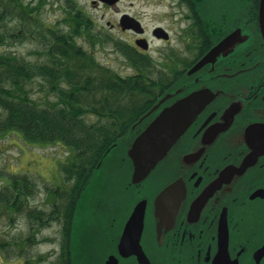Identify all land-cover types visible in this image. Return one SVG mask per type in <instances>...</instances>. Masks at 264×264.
Masks as SVG:
<instances>
[{
  "label": "flooded vegetation",
  "instance_id": "af4514ba",
  "mask_svg": "<svg viewBox=\"0 0 264 264\" xmlns=\"http://www.w3.org/2000/svg\"><path fill=\"white\" fill-rule=\"evenodd\" d=\"M158 3L168 10L165 16H177L172 21L176 31L160 24L148 27L132 12H121L115 22H106L123 35L119 41L130 54L128 60L121 53L124 64L131 67L132 61L138 65V59H145L149 76L164 86L149 108L167 97L134 132L163 107L191 92L210 90L212 98L143 181L133 184L131 170L119 181L118 190L136 194L128 210L104 212L99 202L95 204L94 213L102 220L87 222V227L100 229L93 239L100 243V264H106L109 256L117 264L143 260L136 253L128 254L125 247L122 254L118 247L141 200L145 209L138 241L149 264H264V0H217L213 7L209 0ZM123 14L140 22L138 30L122 28ZM157 27L162 29L160 36L154 33ZM228 36V45L189 72ZM154 177L160 184L141 193ZM173 183L175 188L164 192L156 205L158 194ZM134 239V229L128 230L126 242ZM71 242L78 261L76 249H81L83 238L78 234L73 239L72 234Z\"/></svg>",
  "mask_w": 264,
  "mask_h": 264
},
{
  "label": "trees",
  "instance_id": "16d2710c",
  "mask_svg": "<svg viewBox=\"0 0 264 264\" xmlns=\"http://www.w3.org/2000/svg\"><path fill=\"white\" fill-rule=\"evenodd\" d=\"M47 3L0 0V47L33 41L32 52L37 55L31 61L0 49V135L16 131L26 144H60L69 150L68 161L60 165L67 185L47 189L53 200L50 210L29 208L25 212L29 222L26 240H35L41 228L59 221L58 253L50 264H76L71 237L78 200L97 164L128 135L164 86L149 76L143 58L137 60L140 66L131 62L130 74L102 65L78 39H86L92 47L113 41L129 60L125 45L104 29L93 31L89 15L74 2L65 10L62 27L48 25L40 16ZM36 84L55 98L45 97L40 104L32 97ZM34 185L27 175L12 173L0 191V214L7 213L12 220L22 212ZM12 244L15 240L0 238V252L13 251ZM22 250L17 255L29 264Z\"/></svg>",
  "mask_w": 264,
  "mask_h": 264
},
{
  "label": "rangeland",
  "instance_id": "374dc122",
  "mask_svg": "<svg viewBox=\"0 0 264 264\" xmlns=\"http://www.w3.org/2000/svg\"><path fill=\"white\" fill-rule=\"evenodd\" d=\"M158 1L120 0L114 7L100 2L93 6L91 0H48L40 16L48 25L62 27L65 10L74 2L89 15L93 31L104 29L113 40H122L123 35L117 31V28H109L106 22L108 20L115 22L121 12H132L146 22L148 27L160 24L176 31L178 28L172 25V21H175L177 16L171 14V17L165 16L168 10L163 3H158ZM209 3L212 7L215 4L217 6V0H209ZM78 42L92 52L102 65L121 74L133 72L131 67L124 64L125 57L117 51L113 41L104 44L98 43L94 47L90 46L88 41L82 37L78 39ZM0 49L6 52L12 50L18 56L31 61L37 59V55L32 52L35 50L33 41L26 40L14 46L5 45ZM32 97L40 104L44 102L45 97L55 98L52 93H46L38 84L34 85ZM69 156V150L60 144L43 146L26 144L16 131L0 135V191L4 189V185L12 173L27 175L35 183L32 195L24 204L22 212L15 213L12 220L7 213L0 214V238L11 243L15 240V244H12L13 251L8 248L0 252V264H28L21 256L17 255L18 249H23L21 255L24 258H30L29 264H50L55 259L60 239L61 225L59 221H53L41 228L35 233V240L32 237L30 240H26L29 236V222L25 212L29 208L51 209L53 200L51 195L47 194V189L67 185L64 182L60 165L66 163ZM130 170L131 162L126 156L124 141H120L103 168L92 175L87 190L83 192L77 203L75 210L77 214L72 234L73 239L80 234L83 238V245L80 250L79 247L76 249L79 259L76 264H100L102 259L101 247L98 246L100 243L93 241L99 236L100 229L97 231L89 229L87 222L94 224L102 220L94 213L97 209L95 206L97 202H99V209L104 212H123L130 208L131 202L136 196L134 190H124L123 188L118 190L119 181L129 175ZM159 184V178L154 177V181L150 185L147 184L141 193H149ZM116 193L118 199L114 200ZM20 243L22 246L19 245Z\"/></svg>",
  "mask_w": 264,
  "mask_h": 264
},
{
  "label": "water",
  "instance_id": "95a60500",
  "mask_svg": "<svg viewBox=\"0 0 264 264\" xmlns=\"http://www.w3.org/2000/svg\"><path fill=\"white\" fill-rule=\"evenodd\" d=\"M118 1L119 0H91V4L95 5L96 3L100 2L107 5H113ZM120 24L122 28H134L136 30H138L137 26H140V22L128 14H123L120 17ZM139 31H141V29ZM159 31H162V29L157 27L155 28L154 33L157 36H160ZM229 40L230 36L224 38L215 47L211 48L190 69L189 72H194L200 66L207 63L211 56L213 57L219 53V50H221L222 46L229 44ZM166 98V96L160 98L151 108H149L138 119V121H136L131 126L130 132L122 140L126 144L129 141V143L125 146V152L126 156L131 162V182L133 184L140 183L150 174L158 162L162 160L174 143L188 129L198 114H200L204 107L209 103L212 98V94L210 90L191 92L188 95L175 100L168 106L163 107L142 130L139 132L137 130V133L134 132L136 126L140 125L143 120L149 116V114L157 110ZM116 146L117 144L114 147ZM101 162L102 160L97 164L96 167H98ZM175 185L176 184L173 183L167 186L166 189L158 194L156 205H158L163 193L168 190H173ZM144 209L145 200H141L135 205L129 220L126 223L123 236L118 247L122 254H125L127 249L129 251L128 254L136 253L143 257V260L142 258L140 259V264H149L140 248L138 241L142 227ZM133 229L135 231V239L133 242L127 243L125 240L127 231H131ZM106 264H117V260L115 257L109 256L106 260Z\"/></svg>",
  "mask_w": 264,
  "mask_h": 264
}]
</instances>
